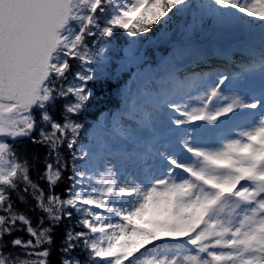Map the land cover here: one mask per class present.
<instances>
[{
    "label": "snow or ice",
    "instance_id": "obj_1",
    "mask_svg": "<svg viewBox=\"0 0 264 264\" xmlns=\"http://www.w3.org/2000/svg\"><path fill=\"white\" fill-rule=\"evenodd\" d=\"M0 264H264V0H0Z\"/></svg>",
    "mask_w": 264,
    "mask_h": 264
}]
</instances>
